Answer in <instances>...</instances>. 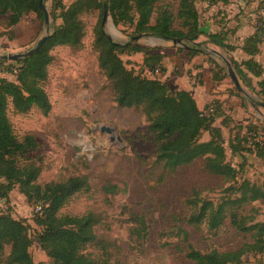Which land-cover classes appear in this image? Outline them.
I'll list each match as a JSON object with an SVG mask.
<instances>
[{"label":"trees","instance_id":"trees-1","mask_svg":"<svg viewBox=\"0 0 264 264\" xmlns=\"http://www.w3.org/2000/svg\"><path fill=\"white\" fill-rule=\"evenodd\" d=\"M163 1L109 0L107 8L113 25L133 28L134 37L145 35L164 41L189 43L204 36L209 43L227 52L239 49L247 59L237 62L231 58L230 62L242 85L259 100L252 101L251 105L264 108V65L255 59L264 43V20L257 22L259 27H255L254 33L245 38L241 46L233 47L227 38L235 33V29L220 27L217 23L219 30L214 33L200 30L196 0H174L177 1L175 14L167 5H159ZM204 1L209 6H226L232 0ZM38 2L0 0V17H6L11 38L15 37L14 28L29 15L44 23ZM104 3L101 0H74L65 5L63 0H52L49 17L54 28L42 46L30 57L19 61L8 63L0 60V66H7L4 73L14 77L12 81L0 77V200L9 208V195L16 188L28 205L34 209L40 207V212L35 213L32 219L40 230L33 237L26 220L0 213V258L3 256V264H34L30 253L34 242L49 259V264H98L86 253L88 247L101 244L95 231L100 223L98 215L93 212L80 216L61 213L75 195L87 194L92 190L89 177L71 176L63 181L39 184L42 158L37 151L40 144L30 133L18 137L9 113L26 115L33 109L43 116L50 113L51 103L44 85L48 80V68L54 62L51 52L57 47L78 51L85 33L82 16L94 11L102 14ZM58 20L60 23L56 25ZM93 34L92 48L97 53V66L109 84L113 101L121 109L139 112L144 119L145 129L155 145L153 168L167 175L202 160L203 170L220 178L224 184L215 200L202 198L199 191L192 193L187 201L190 210L187 226H204L208 234L215 236L229 221L235 233L246 237L245 242L236 249L201 252L188 243L189 233L177 228L176 237L181 238L187 246L186 259L191 264H242L246 256H251L258 264H264V222L257 220L259 210L253 207L255 203L264 206V181L257 184L239 178L238 170L227 159V153L231 157L253 153L255 158L264 161V140H260L264 136V122L256 120L244 127L234 125L233 136L230 134L225 140L222 131L215 126L217 120L221 126L228 125L224 124L226 120L221 99H212L199 110L189 91L170 90L162 80L149 77L156 76L153 72L157 68L160 74L166 72L163 66L165 60L172 62L174 74L181 77L183 68L202 54L199 48L150 47L135 42L115 44L104 35L101 24L96 26ZM134 54L142 55L139 71L128 69L121 59L122 55L130 58ZM207 62L212 67L211 64L208 69L203 64L199 65L201 73L195 76L203 79L206 71L210 72V82H222L229 77L212 60L208 59ZM214 68L218 72L215 73ZM143 71L149 76H144ZM204 84L198 82L200 86ZM216 88V85H211L206 92L210 96L219 95ZM235 95L238 96L237 93ZM205 134L208 138L202 140ZM100 192L108 200V196L117 192V187L107 182L101 186ZM129 215V237L141 243L147 234L145 219L132 213ZM6 248L9 250L5 255Z\"/></svg>","mask_w":264,"mask_h":264},{"label":"rangeland","instance_id":"rangeland-1","mask_svg":"<svg viewBox=\"0 0 264 264\" xmlns=\"http://www.w3.org/2000/svg\"><path fill=\"white\" fill-rule=\"evenodd\" d=\"M72 1L74 0H63V3L69 5ZM43 2L50 12L52 0ZM232 4V7H223L224 10H221L217 6H209L204 0H196L200 30L213 33V30L217 31V23L220 27L224 26L230 30L240 23L245 26L246 32L251 31L249 27H259L257 22L264 19V0H234ZM159 5H167L173 14L176 13L177 1L164 0ZM101 19L102 14L99 11L82 16L85 33L82 47L78 51L57 47L51 52L54 62L48 68V80L44 85L51 103L50 113L43 116L37 109L26 115H14L11 111L9 113L16 135L21 137L30 133L40 144L37 154L42 158V171L38 183L44 185L79 175L89 177L92 190L87 194L75 195L61 213L80 216L93 212L98 215L100 223L95 231L101 244L86 249V253L98 264H191L185 257L186 243L176 237L177 228L185 229L189 233L188 243L201 252L212 249L227 251L240 247L246 237L235 233L229 221H226L215 236L208 234L204 226H187L186 219L190 214L187 201L192 193L199 191L202 198L215 200L224 184L220 178L203 170L202 160L167 175L160 169L153 168L155 145L145 129L142 115L135 110L118 107L113 101L109 84L99 72L97 53L92 48V43L94 29L101 24ZM154 19L155 14L152 16V24ZM5 21V16L0 17L2 55L24 53L45 35V24L34 15L23 18L14 28L16 39L8 35L10 28L6 27ZM59 23V20L56 21V25ZM214 24L215 27H212ZM53 28L50 19L49 32H52ZM102 30L116 44H125L134 38L133 28L130 27L113 28L106 22ZM227 42L233 47H239L242 43L236 33L229 34ZM135 43L150 47L173 46L171 41L153 36L141 37ZM182 43L191 48H199L202 52L193 59V63L191 62L192 69L188 68L190 72L197 71L202 64L208 69L211 64L207 62L209 59L227 73L224 61L209 53L208 49L218 52L229 61L231 58L237 62L242 60L239 52H227L209 43L204 36H199L193 44L185 41ZM262 53L263 51H260L258 59L264 63ZM129 57L133 58L121 56L126 67L139 71L142 55L134 54ZM210 66L212 67V64ZM6 68L7 66L1 65L0 72H3V77L12 78V75L4 74ZM170 70L171 73L167 71L160 76H149L145 71L143 75L162 80L170 90L180 88L179 85L187 88L192 82L197 84L199 81L216 85L226 120L224 124H228L227 127L221 126L217 120L216 125L225 140L230 134L233 136L236 129L233 128L234 125L244 127L256 120L264 122V109L252 108L250 105V101L257 102L258 98L244 87L240 80V85L249 98L236 90L229 77L222 82L208 81L211 74L207 71L206 79L189 75V82L185 77L179 80V87H176L178 79L174 77L172 68H169ZM213 71L218 72L217 69ZM252 83L256 84L254 78ZM207 138L205 134L201 139ZM227 159L238 170L239 178L257 184L264 181V161L255 158L253 153L235 157L227 153ZM107 182L116 185L117 192L105 200L100 188ZM10 202L13 204H9V208L5 204L4 209L0 208V213H9L15 219L26 220L33 237L40 230L32 222L35 215L33 206L26 203L16 188ZM254 206L259 210L257 220L264 222V206L260 203H255ZM130 213L145 219L147 234L141 243L129 237ZM8 250L6 248L5 255ZM30 253L34 264H49V259L35 242L30 248ZM1 258L0 264H3ZM242 264L258 262L251 256H246Z\"/></svg>","mask_w":264,"mask_h":264},{"label":"crops","instance_id":"crops-1","mask_svg":"<svg viewBox=\"0 0 264 264\" xmlns=\"http://www.w3.org/2000/svg\"><path fill=\"white\" fill-rule=\"evenodd\" d=\"M234 0H232L231 1V3L230 4H228V5H226V6H222V5H217V7H219L221 10H224V8L225 7H232L233 6V4H232V2H233ZM224 7V8H223ZM223 15V14H222ZM264 20V19H263ZM211 22L212 23H214L212 20H211ZM212 27H215V24L214 25H212ZM217 27V30H219V28H218V26H216ZM233 29H235V33H236V35L238 36V38H239V41L240 42H242L245 38H247L248 36H250V35H252L253 33H254V30H255V28H251V27H249V29L251 30V31H245V26L244 25H241L240 23H237L236 24V26L233 28ZM15 30V29H14ZM214 32H216L215 30H213V33ZM14 39H16V35H15V37H14ZM239 46H241V44L239 45ZM264 43H263V47L261 48L260 47V51H263V53H264ZM208 50H210V49H208ZM237 52H239V54L240 55H242V60L244 59H247L246 58V56L244 55V54H242V52L239 50V49H237L236 50ZM209 52V51H208ZM262 53V54H263ZM130 58H133V57H130ZM259 58V55L255 58L256 60H257V62H259L260 64H262V65H264V63H262V62H260V59H258ZM129 59V58H128ZM131 60V59H130ZM192 63H193V60H192ZM191 64V63H190ZM186 65L184 68H183V71H182V76L181 77H177L175 74H174V72H173V65H172V62L170 61V60H165L164 62H163V66L166 68V72L168 71V72H170L171 73V70L169 71V68H172V73L174 74V77L175 78H177L178 80H177V82H176V87H179L180 86V88H177V89H183V90H186V91H189L190 93H191V95H192V97L194 98V100H195V102H196V105H197V107H198V109L199 110H202L206 105H208L210 102H211V100L212 99H220V96H218V95H216V96H210L207 92H206V90L208 91V89H210V86L211 85H209V84H207L208 82L207 81H205V84L203 85V86H200V85H198V83L196 84L195 82L193 83H191L192 85H188V87L186 88V87H181V85H177L180 81L179 80H182L183 78H187L186 80L189 82V79H188V77L187 76H189V75H191V76H195V75H198L199 73H201V70L200 69H196L197 71H191L190 72V70L192 69V67H191V65ZM190 70H189V69ZM165 72V73H166ZM5 74V73H4ZM0 77H3V72H0ZM4 78H6V79H8V80H14V77L12 76V78H7V77H4ZM204 79H206V76H205V78ZM210 83V82H209ZM189 84V83H188ZM251 103H252V101H250V105H251ZM251 107L252 108H254L252 105H251ZM264 109V108H263ZM256 119H259V118H256ZM220 124V123H219ZM215 126H217L216 125V123H215ZM218 127V126H217ZM14 192H15V190H13L11 193H10V195H9V202L13 199V194H14ZM1 201V200H0ZM10 205L11 204H13L12 202H10L9 203ZM7 206V205H6Z\"/></svg>","mask_w":264,"mask_h":264},{"label":"water","instance_id":"water-1","mask_svg":"<svg viewBox=\"0 0 264 264\" xmlns=\"http://www.w3.org/2000/svg\"><path fill=\"white\" fill-rule=\"evenodd\" d=\"M108 1L109 0H105V3L103 5L101 27H104L106 22H109V24L113 28H115V26L113 25V23H112V21H111V19L109 17V12H108V8H107ZM38 8L43 13V22H44V24L46 26L45 35L41 39H39V41L36 43V45L33 48H31L30 50H28V51H26L24 53H10V54H3V55L0 54V60L16 62V61H19V60H21L23 58L30 57L31 55H33L42 46V44L44 43L46 38L50 36L51 32H49V24H50L49 10L45 6L43 0H39ZM106 37H107V39L110 42H113L109 36H106ZM141 37H145V35L134 37L131 42H135L138 39H140ZM113 43H115V42H113ZM189 43L193 44V42H189ZM172 45L174 47H179V48H185V49L188 48V46L187 45H183L182 41H180V40H173L172 41ZM209 53L215 54L217 57L221 58L224 61L225 65H226V68H227V74H228L230 80L233 82V84H234L235 88L237 89V91L241 95L249 98V96L242 89V87L240 85V82H239V79H238V77H237V75H236V73L234 71V68H233L231 62L229 60H226L225 58H223L218 52H216L214 50H209ZM262 106H264V104H262ZM107 132H109V131H107Z\"/></svg>","mask_w":264,"mask_h":264},{"label":"built area","instance_id":"built-area-1","mask_svg":"<svg viewBox=\"0 0 264 264\" xmlns=\"http://www.w3.org/2000/svg\"><path fill=\"white\" fill-rule=\"evenodd\" d=\"M262 34H263V36H264V30H263ZM153 74L156 75V76H159V75H160V70H159V68L155 69L154 72H153ZM260 140L263 141V140H264V136H263V137H260ZM4 206H5V203H4L3 201H0V208L4 209V208H3ZM34 212H35V213H39V212H40V207H36V208L34 209Z\"/></svg>","mask_w":264,"mask_h":264}]
</instances>
